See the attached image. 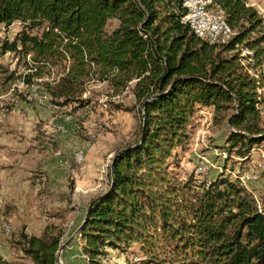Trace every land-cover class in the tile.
<instances>
[{"label":"trees","instance_id":"16d2710c","mask_svg":"<svg viewBox=\"0 0 264 264\" xmlns=\"http://www.w3.org/2000/svg\"><path fill=\"white\" fill-rule=\"evenodd\" d=\"M212 1L234 31L227 42L196 37L181 0H0V25H22L0 40V57L29 55L25 80L42 78L52 103L88 104L90 82L114 94L134 82L139 138L115 152L107 189L89 202L78 229L87 264L131 246L144 264H264V209L251 192L223 173L182 181L169 169L199 106L226 120L241 158L264 141V82L249 72L264 63L263 18L247 0ZM109 19L119 23L108 33ZM61 237L21 233L18 244L32 264H57Z\"/></svg>","mask_w":264,"mask_h":264},{"label":"rangeland","instance_id":"374dc122","mask_svg":"<svg viewBox=\"0 0 264 264\" xmlns=\"http://www.w3.org/2000/svg\"><path fill=\"white\" fill-rule=\"evenodd\" d=\"M247 3L263 18L264 28V0ZM118 23L109 19L106 32ZM21 27L19 21L0 25V40H12ZM41 30L37 27L33 33L39 35ZM245 48L238 50L241 57ZM0 62L4 67L0 76V264H32L18 244L20 234L40 236L44 231L62 234L57 264H87L78 229L89 202L107 189L115 152L139 138L134 82L118 94L106 82H90L82 96L91 99L88 104L56 105L41 85L42 78L26 82L29 55L7 52ZM249 72L264 82V63ZM258 94L264 98V87ZM258 107L264 125V102ZM228 130L213 107L199 106L188 126V142L176 150V164L169 169L182 181L193 175L197 182H208L223 173L239 180L264 209V141L241 158L235 149L228 150ZM199 165L203 171L197 170ZM125 249H107L102 263L144 264L134 246Z\"/></svg>","mask_w":264,"mask_h":264},{"label":"bare ground","instance_id":"6f19581e","mask_svg":"<svg viewBox=\"0 0 264 264\" xmlns=\"http://www.w3.org/2000/svg\"><path fill=\"white\" fill-rule=\"evenodd\" d=\"M190 1L194 3H198L199 8L206 10L207 16L213 20H198L197 21V14H187L186 21L184 22L186 23H196L197 22V28L213 29V35H220V32H224V34L228 37H226V39L223 42H227L234 35V31L228 26V24L224 20L223 12L220 10L218 5H216L212 0H190ZM215 23L217 27H215ZM7 230L8 229L6 228V231Z\"/></svg>","mask_w":264,"mask_h":264},{"label":"built area","instance_id":"2783aa9c","mask_svg":"<svg viewBox=\"0 0 264 264\" xmlns=\"http://www.w3.org/2000/svg\"><path fill=\"white\" fill-rule=\"evenodd\" d=\"M182 5H184V14H183V21H186V15L187 14H197V21L198 20H213L210 19L207 16V11L203 10L202 8H199L198 3L191 2L190 0H181ZM192 33L201 39H204L210 43L212 42H219L222 43L226 37L224 32H220V35H213V29H207V28H197V22L196 23H186ZM215 27H217L215 23ZM197 170L203 171L204 166L199 165Z\"/></svg>","mask_w":264,"mask_h":264},{"label":"water","instance_id":"95a60500","mask_svg":"<svg viewBox=\"0 0 264 264\" xmlns=\"http://www.w3.org/2000/svg\"><path fill=\"white\" fill-rule=\"evenodd\" d=\"M89 210H90V208H88L87 214H88Z\"/></svg>","mask_w":264,"mask_h":264}]
</instances>
